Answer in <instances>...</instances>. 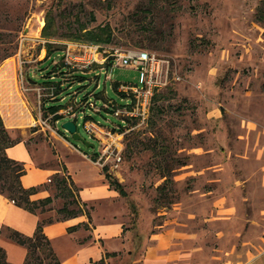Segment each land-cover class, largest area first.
<instances>
[{
  "label": "rangeland",
  "instance_id": "obj_1",
  "mask_svg": "<svg viewBox=\"0 0 264 264\" xmlns=\"http://www.w3.org/2000/svg\"><path fill=\"white\" fill-rule=\"evenodd\" d=\"M106 32L110 42L92 40ZM76 42L170 61V83L155 95L147 121L129 119L118 147L98 160L126 193L127 246L108 264H264V0H0V69L15 63L34 122L10 127L1 109L0 116L41 166L58 165L59 140L103 155L85 115L78 133L95 149L64 129L75 119L59 111L88 95L100 106L106 98L123 106L120 83L140 84L133 68L69 71L61 53ZM86 116L123 126L113 110ZM63 177L48 206L56 219L79 210ZM42 255L43 264H54Z\"/></svg>",
  "mask_w": 264,
  "mask_h": 264
},
{
  "label": "crops",
  "instance_id": "obj_2",
  "mask_svg": "<svg viewBox=\"0 0 264 264\" xmlns=\"http://www.w3.org/2000/svg\"><path fill=\"white\" fill-rule=\"evenodd\" d=\"M59 162L56 166H41L27 142H19L7 150L11 159L25 166L22 178L25 188H42L32 196V201L54 198L52 188L63 175L74 190L82 213L56 219L57 210L33 213L17 206L7 196L0 194V246L11 264H25L26 247L3 235L11 228L26 237H33L43 220H54L45 225L44 232L52 241L61 264H108L109 255L123 251L127 246L126 223L122 215L120 191L112 184L101 164L102 148L95 155L83 150L69 140H59ZM67 170V172L65 171Z\"/></svg>",
  "mask_w": 264,
  "mask_h": 264
},
{
  "label": "built area",
  "instance_id": "obj_3",
  "mask_svg": "<svg viewBox=\"0 0 264 264\" xmlns=\"http://www.w3.org/2000/svg\"><path fill=\"white\" fill-rule=\"evenodd\" d=\"M61 57L63 58V66H66L69 71L78 70V72L84 74L103 69L113 71L116 66L140 71V84L126 85L120 83L117 87L122 101L126 103L123 106L117 105L114 100L107 98H104L105 101L100 106L98 101H94L92 95H88L86 100L78 102L75 99L74 105L59 111L60 114H64L66 117L74 118L76 125L81 117L80 114L85 115L84 127L86 131L92 138L101 140L105 145V153L102 155V159L110 152L112 147H118L119 144L116 140L129 131V119L137 120L140 123L147 121L155 95L168 87L170 83V61L143 49L122 50L108 48L103 45L76 42L69 44L68 48L61 53ZM107 79H110V77ZM38 91L41 93L43 88L38 89ZM57 96L53 92V97L56 98ZM62 99L63 101L66 100V98ZM110 110H113V115L121 120L123 126L113 125L112 128H108L86 116L88 111L110 113ZM41 121V123L48 125L49 120L47 122L45 120ZM114 131H116L115 135ZM112 155H116L117 162L122 161L120 152H114Z\"/></svg>",
  "mask_w": 264,
  "mask_h": 264
},
{
  "label": "trees",
  "instance_id": "obj_4",
  "mask_svg": "<svg viewBox=\"0 0 264 264\" xmlns=\"http://www.w3.org/2000/svg\"><path fill=\"white\" fill-rule=\"evenodd\" d=\"M103 32V31H102ZM111 34L106 32L102 33V36L98 34L93 36L92 40L98 42H110ZM6 59V58H5ZM62 107L54 106L51 108L52 111H58ZM0 137L3 141H0V194L7 196L17 206L25 208L33 213H46L50 211L49 205L52 204L53 198H47L45 200L32 201V196L40 191L42 186L38 188L27 189L22 184V178L26 174V168L24 164L11 159L7 155V150L19 143L20 141H14L12 134L9 130L4 128L3 120L0 116ZM4 144L5 146H2ZM109 178H112L108 175ZM64 181V180H62ZM123 196H126L123 186L119 181L113 183ZM76 206L79 207L78 211L71 210L72 216H77L82 213L79 202L74 200ZM54 220H43L39 223L38 229L33 237H26L18 231L11 228H5L2 230L3 235L13 240L17 244L24 246L28 250V256L25 264H43L44 257L42 252L53 259L54 264H61L57 257V254L53 248L52 241L47 237L44 232L45 225L53 223ZM0 264H11L7 260V253L3 247L0 246Z\"/></svg>",
  "mask_w": 264,
  "mask_h": 264
},
{
  "label": "bare ground",
  "instance_id": "obj_5",
  "mask_svg": "<svg viewBox=\"0 0 264 264\" xmlns=\"http://www.w3.org/2000/svg\"><path fill=\"white\" fill-rule=\"evenodd\" d=\"M16 72L13 61L7 62L0 69V109L10 127L29 125L32 122L26 102L18 91Z\"/></svg>",
  "mask_w": 264,
  "mask_h": 264
},
{
  "label": "water",
  "instance_id": "obj_6",
  "mask_svg": "<svg viewBox=\"0 0 264 264\" xmlns=\"http://www.w3.org/2000/svg\"><path fill=\"white\" fill-rule=\"evenodd\" d=\"M63 127L67 132H69L73 135L75 140H77V141L81 140V142L84 143L88 148H94L95 149V147H96L95 143L94 144L89 143L86 139L81 137V135L78 133V127L74 121L66 122Z\"/></svg>",
  "mask_w": 264,
  "mask_h": 264
}]
</instances>
